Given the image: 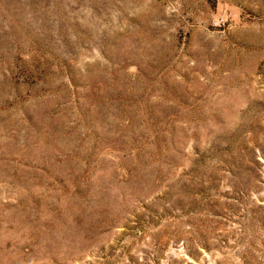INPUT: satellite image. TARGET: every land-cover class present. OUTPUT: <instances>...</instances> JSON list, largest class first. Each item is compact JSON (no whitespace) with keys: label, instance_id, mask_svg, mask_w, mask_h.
<instances>
[{"label":"rangeland","instance_id":"1","mask_svg":"<svg viewBox=\"0 0 264 264\" xmlns=\"http://www.w3.org/2000/svg\"><path fill=\"white\" fill-rule=\"evenodd\" d=\"M0 264H264V0H0Z\"/></svg>","mask_w":264,"mask_h":264}]
</instances>
